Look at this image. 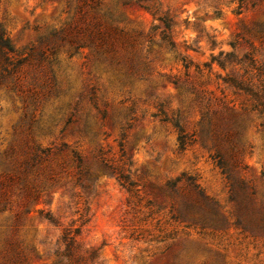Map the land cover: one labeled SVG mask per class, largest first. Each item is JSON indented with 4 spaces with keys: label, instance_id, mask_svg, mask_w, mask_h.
<instances>
[{
    "label": "rangeland",
    "instance_id": "1",
    "mask_svg": "<svg viewBox=\"0 0 264 264\" xmlns=\"http://www.w3.org/2000/svg\"><path fill=\"white\" fill-rule=\"evenodd\" d=\"M0 34V264L74 229L82 264H264V0H0Z\"/></svg>",
    "mask_w": 264,
    "mask_h": 264
},
{
    "label": "trees",
    "instance_id": "2",
    "mask_svg": "<svg viewBox=\"0 0 264 264\" xmlns=\"http://www.w3.org/2000/svg\"><path fill=\"white\" fill-rule=\"evenodd\" d=\"M159 20H163L162 22L165 26L162 38L166 40L171 46H173V41H171L167 31L169 28V22L167 20L162 19V17H159ZM0 47L10 48L7 39L2 34H0ZM216 158L217 165L222 169V172L225 173L226 178L229 179L230 176L226 171V167L223 160L219 157V155H216ZM76 234H78L77 229L66 230L61 237V241L64 244V249L61 254L64 256L66 264H82L84 259L83 254L80 253L79 246H77L75 242ZM88 258L90 260H94L97 258V255L92 252L90 255H88Z\"/></svg>",
    "mask_w": 264,
    "mask_h": 264
}]
</instances>
